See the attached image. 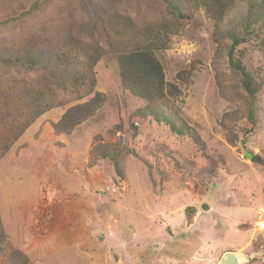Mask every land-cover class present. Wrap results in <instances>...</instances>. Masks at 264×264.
I'll list each match as a JSON object with an SVG mask.
<instances>
[{"label":"rangeland","instance_id":"374dc122","mask_svg":"<svg viewBox=\"0 0 264 264\" xmlns=\"http://www.w3.org/2000/svg\"><path fill=\"white\" fill-rule=\"evenodd\" d=\"M171 1L185 18L155 54L181 94L152 107L122 85L101 19L167 21L164 0H0V80L37 78L53 99L0 158V223L30 264H220L227 250L264 264V9L229 0L216 39L203 2L217 0ZM231 35L254 98L229 66ZM33 52L47 61L30 71L8 57ZM57 52L62 74L46 68ZM94 92L103 103L56 135L50 122Z\"/></svg>","mask_w":264,"mask_h":264},{"label":"trees","instance_id":"16d2710c","mask_svg":"<svg viewBox=\"0 0 264 264\" xmlns=\"http://www.w3.org/2000/svg\"><path fill=\"white\" fill-rule=\"evenodd\" d=\"M170 10L171 18L167 21L137 25L130 17L119 14L102 18L104 27L108 32L110 51L115 53L119 78L123 86L135 97L148 103V106L163 107L170 98L181 94L177 83L165 80L162 63L155 54V48H166V40L159 39L160 32L165 35L176 32L174 25L179 19L185 18V10L171 0H164ZM229 1V0H228ZM264 9V0H260ZM206 12L213 20L214 36L219 38L222 33V22L231 3L224 0L204 1ZM154 31V35H150ZM155 35H157L155 37ZM232 43L228 51L229 66L238 71L243 87L251 98L255 97L256 87L243 66L237 62L233 49L238 43V37L231 35ZM75 50L88 51L87 46L78 39L69 40L68 46ZM13 63L30 71L36 66L44 64L47 59L35 52L26 55H11ZM53 60L48 62L46 68L61 73L63 66L69 64L66 53L53 54ZM51 59L52 57L49 56ZM48 58V59H49ZM91 58L95 56L91 54ZM190 69L180 70L176 77L180 82H187ZM11 81L0 80V158L7 152L26 130L30 123L52 106V94L43 91L42 86L34 80L37 78H12ZM44 80V78H43ZM31 92L33 96H31ZM104 101L103 95L94 92L87 99L72 105L64 110L59 119L50 127L57 135L70 132L82 120L92 114ZM154 105V106H153ZM252 118V114H249ZM174 128V127H172ZM176 130V129H173ZM253 161L264 163L259 156H252ZM113 165L120 175L119 161L113 158ZM0 250L6 251L12 264H30L27 257L17 250H13L8 243L0 223Z\"/></svg>","mask_w":264,"mask_h":264},{"label":"water","instance_id":"95a60500","mask_svg":"<svg viewBox=\"0 0 264 264\" xmlns=\"http://www.w3.org/2000/svg\"><path fill=\"white\" fill-rule=\"evenodd\" d=\"M202 209H208L207 205H202ZM249 261V256L234 252H226L220 258V264H243Z\"/></svg>","mask_w":264,"mask_h":264},{"label":"built area","instance_id":"2783aa9c","mask_svg":"<svg viewBox=\"0 0 264 264\" xmlns=\"http://www.w3.org/2000/svg\"><path fill=\"white\" fill-rule=\"evenodd\" d=\"M255 227L259 230H264V208H262V216L255 222Z\"/></svg>","mask_w":264,"mask_h":264},{"label":"crops","instance_id":"0c3cea01","mask_svg":"<svg viewBox=\"0 0 264 264\" xmlns=\"http://www.w3.org/2000/svg\"><path fill=\"white\" fill-rule=\"evenodd\" d=\"M226 252H232V251H230V250H227V251H225L224 253H226ZM254 264H262V263L255 262Z\"/></svg>","mask_w":264,"mask_h":264}]
</instances>
